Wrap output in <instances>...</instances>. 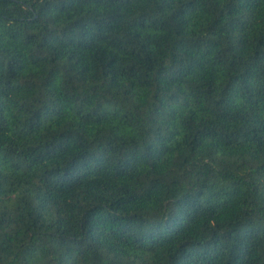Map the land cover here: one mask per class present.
Segmentation results:
<instances>
[{"label":"trees","instance_id":"obj_1","mask_svg":"<svg viewBox=\"0 0 264 264\" xmlns=\"http://www.w3.org/2000/svg\"><path fill=\"white\" fill-rule=\"evenodd\" d=\"M0 264H264V0H0Z\"/></svg>","mask_w":264,"mask_h":264}]
</instances>
